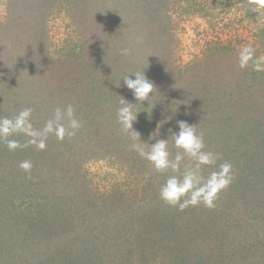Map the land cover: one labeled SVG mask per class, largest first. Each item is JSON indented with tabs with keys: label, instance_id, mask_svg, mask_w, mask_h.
Returning a JSON list of instances; mask_svg holds the SVG:
<instances>
[{
	"label": "rangeland",
	"instance_id": "374dc122",
	"mask_svg": "<svg viewBox=\"0 0 264 264\" xmlns=\"http://www.w3.org/2000/svg\"><path fill=\"white\" fill-rule=\"evenodd\" d=\"M250 3L0 0V116L31 107L42 128L71 103L83 121L42 151L0 143V264H264V72L237 63L249 43L264 56ZM142 71L157 92L137 105L141 140L175 155L185 121L233 164L214 209L166 205L121 131L120 100L138 103L122 77Z\"/></svg>",
	"mask_w": 264,
	"mask_h": 264
},
{
	"label": "clouds",
	"instance_id": "9594fccd",
	"mask_svg": "<svg viewBox=\"0 0 264 264\" xmlns=\"http://www.w3.org/2000/svg\"><path fill=\"white\" fill-rule=\"evenodd\" d=\"M256 13L264 12V0H251L249 5ZM127 49L122 54H127ZM237 63L240 69L264 72V56L257 55L256 47L249 43L241 46L237 54ZM122 77L124 86L133 92L135 100L132 104L125 99L120 100L116 109V119L131 141L130 147L142 159L148 161L151 167L166 178L159 188V198L168 206L184 211L189 207L203 205L214 209L221 192L226 190L236 179L233 164L223 161L221 153L206 150L202 133L197 132L196 125L185 121H178L179 132H172L171 138L177 150L175 155L169 150V139H156L155 143L141 140L140 134L133 130V124L141 110L137 105L153 104L157 89L144 72L132 73ZM121 79V78H120ZM120 79L117 83L119 86ZM33 108L25 107L15 115L0 116V143H3L10 152L18 149L34 147L45 150L47 140L55 136L58 141L71 139L83 127V121L77 116L74 106L69 103L63 107H56L51 118L47 119L42 128H36L32 122ZM159 130L153 133L150 139H155ZM27 137L22 144L15 137ZM218 161H223L218 163ZM19 168L29 174L33 168L31 160H23Z\"/></svg>",
	"mask_w": 264,
	"mask_h": 264
},
{
	"label": "trees",
	"instance_id": "16d2710c",
	"mask_svg": "<svg viewBox=\"0 0 264 264\" xmlns=\"http://www.w3.org/2000/svg\"><path fill=\"white\" fill-rule=\"evenodd\" d=\"M258 15L262 18V20L264 21V12H260V13H258ZM262 44H264V42L262 43Z\"/></svg>",
	"mask_w": 264,
	"mask_h": 264
}]
</instances>
